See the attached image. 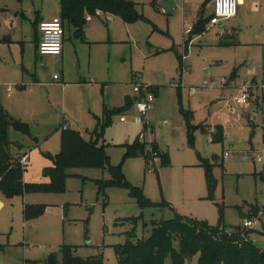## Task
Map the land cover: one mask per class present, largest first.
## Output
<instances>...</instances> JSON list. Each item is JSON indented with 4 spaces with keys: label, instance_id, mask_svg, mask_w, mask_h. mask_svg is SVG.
Instances as JSON below:
<instances>
[{
    "label": "rangeland",
    "instance_id": "374dc122",
    "mask_svg": "<svg viewBox=\"0 0 264 264\" xmlns=\"http://www.w3.org/2000/svg\"><path fill=\"white\" fill-rule=\"evenodd\" d=\"M58 1L0 0V104L31 133L10 131L11 140L28 154L23 181L49 182L45 172L51 162L43 154L59 152L62 130L88 139L96 129L95 117L123 107L125 98L134 100L131 84L144 83L156 88L147 128L133 122L137 111L132 106L110 116L99 143L112 166L122 162L132 186L142 188L152 203L170 208L146 209L136 221L141 210L127 190L109 187L97 194L94 180H109L107 169H72L63 193L12 199L0 194V264H49L52 254L62 264L64 246L82 262L119 264L116 248L146 239L151 223L177 213L216 226L220 209L227 229L242 227L249 211L258 209L250 218L249 236L264 250V0H243L237 15L217 26L208 24L211 0H131L138 21L91 16L83 26L89 43L77 42L67 23L65 36L71 41H66L64 57L36 58L32 23L37 16H60ZM200 20H206L204 32L189 36ZM6 37L11 42H3ZM3 83L13 88L9 98ZM243 86L251 87L250 98L238 108L232 97ZM181 109L191 114L193 125L206 126L194 131L192 147ZM217 126L225 128L221 142L214 140ZM140 133L167 153V166L161 167L158 158L148 165L144 156L122 161L124 145ZM224 153L222 166L218 162L212 168L216 184L210 200L201 164ZM26 206L43 211L26 220ZM196 262L194 257L187 264Z\"/></svg>",
    "mask_w": 264,
    "mask_h": 264
},
{
    "label": "trees",
    "instance_id": "16d2710c",
    "mask_svg": "<svg viewBox=\"0 0 264 264\" xmlns=\"http://www.w3.org/2000/svg\"><path fill=\"white\" fill-rule=\"evenodd\" d=\"M22 2L23 0H14ZM210 1V0H209ZM60 16L63 25L70 24L76 34L81 35L83 26L88 16L107 14L119 17L124 23L131 24L139 20L136 12V5L131 0H59ZM211 16L208 19V24ZM206 20L198 21L191 34L200 35L205 30ZM39 25L38 21L33 23L34 29ZM235 73L232 75L234 76ZM153 93L155 88L152 87ZM133 101L126 99L124 106L110 110L106 117L97 121L96 129L88 139H84L79 133L62 130L60 137V150L57 154L44 153L43 157L50 160L51 166L46 170L49 178L47 183H28L23 181L22 165L20 155H13L11 152L12 142L10 131H15L23 136H31L29 125L20 120L12 118L0 104V194L6 199L23 196L29 193L58 194L65 191V181L70 176L68 171L72 169H107L109 180H94L97 186V194L104 195L106 188H120L128 191L133 198L142 217L146 209H155L160 206L169 207L168 203L155 204L147 199L142 188L132 186L122 172V162L117 166L110 164L105 154L103 143H99L103 131L110 123V116L123 114L131 108ZM185 118L187 142L190 147L194 144V131L204 128L202 125L195 126L191 123V114L180 110ZM223 131L217 126L214 133V140L221 142ZM125 153L122 161L126 158L144 156L146 163L152 159V152L155 158L159 159L160 166L169 164L168 156L162 154L155 142L151 143V151L145 149V145L139 142V135L132 144L124 145ZM139 153V155H137ZM223 162L212 156V162L202 161L205 182L208 190V199L213 200L215 180L212 175V168L217 163ZM222 166V163L219 165ZM41 207L24 208L26 220L37 217L42 213ZM258 209H251L247 219L257 217ZM151 229L146 239L126 244L116 248L119 256V264H165L168 259L170 264H187L194 257H197L196 264H264V250L258 248L251 240L249 233L251 229L233 227L227 229L223 225L222 209H220V220L216 226H210L204 221L181 216L177 213L168 220H161L150 224ZM62 264H92L91 261L82 262L73 257L72 248L64 246L61 248Z\"/></svg>",
    "mask_w": 264,
    "mask_h": 264
},
{
    "label": "built area",
    "instance_id": "2783aa9c",
    "mask_svg": "<svg viewBox=\"0 0 264 264\" xmlns=\"http://www.w3.org/2000/svg\"><path fill=\"white\" fill-rule=\"evenodd\" d=\"M212 14L209 21L210 26L220 25L221 22L227 21L234 18L238 12L239 0H211ZM88 20L90 17L87 18ZM38 30L40 32L41 38L37 45V52L40 56L52 55L61 56L65 29L64 25L59 17H54L50 20L43 21L39 23ZM190 32V31H188ZM58 80L57 76H53V81ZM132 90L135 94L134 106L137 111V116L133 118V122L136 124H143L144 128H147V113L152 109L154 102V93L152 87L144 83H132ZM250 86H243L235 91L234 97H232V103L238 108H243L247 106L248 100L250 98ZM10 90V89H8ZM122 122L125 118L120 119ZM144 134V132H142ZM139 134V142L141 144H146L148 147L147 151H151V143L145 142L143 134ZM152 158H155V153L152 152ZM227 153L223 154L226 157ZM28 156L25 154L20 157V165H24L27 161ZM153 159L151 161L153 162ZM150 162L148 163V165ZM153 165V164H151ZM150 165V166H151ZM151 168L148 169L150 171ZM252 226L250 220L243 223L244 229H249Z\"/></svg>",
    "mask_w": 264,
    "mask_h": 264
},
{
    "label": "crops",
    "instance_id": "0c3cea01",
    "mask_svg": "<svg viewBox=\"0 0 264 264\" xmlns=\"http://www.w3.org/2000/svg\"><path fill=\"white\" fill-rule=\"evenodd\" d=\"M241 3H243V0H239V4H241ZM58 4H59V1H58ZM59 17V16H58ZM88 17H90V16H88ZM87 17V18H88ZM52 18H54V17H52ZM51 18V19H52ZM86 18V21H90V19L88 20ZM91 18V17H90ZM50 20V19H49ZM36 21H38V23H41V22H43V21H47V20H43V19H41V17H39V16H37L36 17V20L34 21V22H36ZM33 22V23H34ZM33 23H32V27H33ZM66 25H68L66 22L64 23V29H65V26ZM70 25V24H69ZM71 26V25H70ZM72 27V26H71ZM73 28V27H72ZM33 30H34V33H33V36H34V40L32 41V43H33V45H34V50H35V57L37 58V57H44V56H40L39 54H38V52H37V45H38V43H39V41H40V38H41V35H40V32H39V30H38V26H37V28H35L34 29V27H33ZM73 33H74V37H75V40L77 41V42H79V43H89L88 41H86V37L85 38H83V36H84V28H83V30H82V33H80L81 35H78V34H76V30L73 28ZM65 35H66V33H65ZM64 35V43H63V48H62V53H61V56H59V57H64V55H65V53H66V51H65V49H66V47H65V45H66V41H71L70 40V38H66V36ZM3 42H11L10 41V38L8 39L7 37L6 38H4L3 39ZM71 45H73V43L71 42ZM23 71H26V73H28V70L27 69H23ZM23 71H22V75H23ZM22 75L20 76V78L22 77ZM36 75V74H35ZM65 75L66 74H64V76H62V78H61V80H62V82H64V79H65ZM67 76V75H66ZM234 77H235V75L234 76H231V78H230V80H233L234 79ZM22 79V78H21ZM53 79V78H52ZM59 81V78H58V80H55L54 82H58ZM4 82V81H3ZM38 82V81H37ZM57 84V86H59L62 90H64L65 89V85H63L62 83H60L59 82V84L58 83H56ZM67 85V84H66ZM21 88V90H22V86L20 87ZM3 89H4V92H6V95H7V98H9V97H11V95H12V91H13V88H12V86H10V85H6L5 83H3ZM8 89H10V90H8ZM156 89V88H155ZM156 91V90H155ZM155 94V93H154ZM234 94H235V92H234ZM126 99H129V98H125V100ZM125 100H124V103H125ZM132 101H133V105L132 106H134V100H135V98H134V100L133 99H131ZM131 106V107H132ZM131 108H129V110H130ZM128 110V111H129ZM7 111V110H6ZM128 111H126L125 113H127ZM110 112V110L108 111V112H105L103 115H102V117H95L96 118V121H98V120H100V119H103V118H105L106 117V114L107 113H109ZM7 113H8V111H7ZM9 114V113H8ZM10 115V114H9ZM11 116V115H10ZM123 116V115H122ZM12 117V116H11ZM12 118H14V117H12ZM122 118V117H121ZM120 118V119H121ZM14 119H16V118H14ZM17 120H19V119H17ZM126 120V119H125ZM21 121V120H20ZM22 122V121H21ZM122 122V121H121ZM124 122H126V121H123V123ZM24 123V122H23ZM202 126H204L203 124H201ZM204 127H206V126H204ZM224 131H225V128L223 127V126H220ZM216 129V128H215ZM222 130V131H223ZM185 131H186V129H185ZM215 131V130H214ZM186 136H187V131H186ZM11 139V138H10ZM11 142H12V146H11V152H12V154L13 155H20L21 157L23 156V155H27L28 156V154L25 152V151H22V148H23V146L22 145H16V143L13 141V140H11ZM13 142H14V144H13ZM158 148V147H157ZM159 150V149H158ZM160 151V150H159ZM161 152V151H160ZM162 154H166L167 155V153H164V152H161ZM137 155H139V154H137ZM28 159V158H27ZM25 182H28L27 180L25 181ZM2 206V202H1V200H0V207Z\"/></svg>",
    "mask_w": 264,
    "mask_h": 264
},
{
    "label": "water",
    "instance_id": "95a60500",
    "mask_svg": "<svg viewBox=\"0 0 264 264\" xmlns=\"http://www.w3.org/2000/svg\"><path fill=\"white\" fill-rule=\"evenodd\" d=\"M168 7H170L168 3H164L163 4V9L166 10L167 13H169V8ZM49 264H56L55 256L53 254L49 258Z\"/></svg>",
    "mask_w": 264,
    "mask_h": 264
}]
</instances>
